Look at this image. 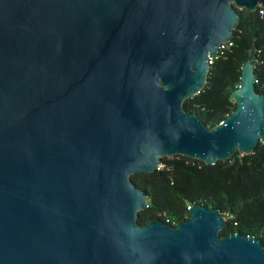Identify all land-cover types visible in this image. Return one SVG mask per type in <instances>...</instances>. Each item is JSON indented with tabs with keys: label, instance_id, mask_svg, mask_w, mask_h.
I'll return each instance as SVG.
<instances>
[{
	"label": "water",
	"instance_id": "water-1",
	"mask_svg": "<svg viewBox=\"0 0 264 264\" xmlns=\"http://www.w3.org/2000/svg\"><path fill=\"white\" fill-rule=\"evenodd\" d=\"M264 0H0V264H264V244L197 203L138 222L132 174L206 164L264 139L253 58L208 127L184 102Z\"/></svg>",
	"mask_w": 264,
	"mask_h": 264
},
{
	"label": "trees",
	"instance_id": "trees-1",
	"mask_svg": "<svg viewBox=\"0 0 264 264\" xmlns=\"http://www.w3.org/2000/svg\"><path fill=\"white\" fill-rule=\"evenodd\" d=\"M263 8L236 10L239 22L233 44L216 56L202 91L184 102L208 126L220 124L237 104L233 92L241 81L242 68L253 58L256 90L264 94ZM163 168L138 173L132 181L148 195V206L138 222L161 219L176 225L189 217V207L202 203L221 210L227 219L221 235L235 232L259 238L264 244V139L255 150L215 164L183 155L162 158Z\"/></svg>",
	"mask_w": 264,
	"mask_h": 264
},
{
	"label": "built area",
	"instance_id": "built-area-1",
	"mask_svg": "<svg viewBox=\"0 0 264 264\" xmlns=\"http://www.w3.org/2000/svg\"><path fill=\"white\" fill-rule=\"evenodd\" d=\"M261 7H262V6H261ZM262 8H263V9L261 10V13L264 15V7H262ZM232 44H233V40H230V41L224 42V43L221 45V49H220V52H219V53L223 52V50H224L225 48L231 46ZM216 56H218V55H215V56H211V55H210V59H209V61H210L211 64L214 63V60H215Z\"/></svg>",
	"mask_w": 264,
	"mask_h": 264
},
{
	"label": "rangeland",
	"instance_id": "rangeland-1",
	"mask_svg": "<svg viewBox=\"0 0 264 264\" xmlns=\"http://www.w3.org/2000/svg\"><path fill=\"white\" fill-rule=\"evenodd\" d=\"M244 154H246L245 152H243V151H240V150H237L231 157H234V156H242V155H244ZM178 155H180V154H175V155H168V156H165L166 158H172V157H174V156H178ZM165 157H163V158H165ZM230 157V158H231ZM199 160V159H198ZM220 161V160H219ZM160 168H163V165L161 164L160 165ZM134 176V174H132L131 175V177H133ZM139 212H141V211H139Z\"/></svg>",
	"mask_w": 264,
	"mask_h": 264
}]
</instances>
